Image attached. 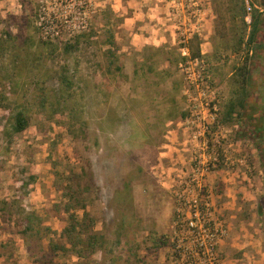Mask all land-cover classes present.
Instances as JSON below:
<instances>
[{"label": "rangeland", "instance_id": "rangeland-1", "mask_svg": "<svg viewBox=\"0 0 264 264\" xmlns=\"http://www.w3.org/2000/svg\"><path fill=\"white\" fill-rule=\"evenodd\" d=\"M251 2L262 21L248 48L252 25L240 11L243 0H0V93L7 97L0 100V200L20 201L51 230L43 239H26L17 216L5 222L0 205V264H41L45 246L60 240L68 225V215L56 212L68 201L57 186L73 175L81 176L77 197L96 231L115 249L88 264H172L169 247L150 251L156 240L172 239V180L190 173L195 157L212 153L214 144L191 139L186 129L200 93L179 65L196 39L213 83L208 101L218 109L213 131L219 126L225 137L220 153L245 160L232 182L222 166L210 174L223 187L224 263L264 264V116L258 118L264 113V6ZM41 17L50 21L45 30ZM45 31L63 38L45 40ZM183 33L191 37L187 43ZM83 34L78 49L66 54V41L75 44ZM243 66L249 72L244 120L225 126ZM63 67L74 81L64 112L58 107ZM24 107L30 126L10 140L8 120ZM81 261L61 252L54 257V264Z\"/></svg>", "mask_w": 264, "mask_h": 264}, {"label": "built area", "instance_id": "built-area-1", "mask_svg": "<svg viewBox=\"0 0 264 264\" xmlns=\"http://www.w3.org/2000/svg\"><path fill=\"white\" fill-rule=\"evenodd\" d=\"M188 1V0H187ZM246 9L245 22L251 26L255 5L251 0H243ZM40 27L46 29L50 23L45 17H41ZM53 23V22H52ZM85 28V26H83ZM40 28V29H41ZM52 28V26H50ZM190 29L185 28V32ZM201 35L199 31H193V35ZM43 39L54 41L62 39L63 33L56 31L52 34L43 32ZM182 42L187 43L191 37L183 33ZM68 41V40H67ZM66 41V42H67ZM183 52L186 61L180 63V68L185 71L188 78L194 76L193 85L199 91L200 103L193 106L186 119V129L189 130L190 138L208 143L212 140V153H204L195 157L191 172L180 180H172V190L175 201V212L172 222L171 261L172 264H225L221 247L228 239L229 229L225 220L220 215L223 205L222 185L217 187L210 181L213 170L221 169L226 175L234 180L233 176L238 173L244 158L235 159L226 153H220L224 134L221 127L213 131L218 122V109L208 101L212 91L211 76L207 71L206 61L203 56L193 59L188 49ZM196 100V99H195ZM202 101V102H201ZM186 124V123H185ZM209 146V145H208ZM208 148V147H207Z\"/></svg>", "mask_w": 264, "mask_h": 264}, {"label": "trees", "instance_id": "trees-1", "mask_svg": "<svg viewBox=\"0 0 264 264\" xmlns=\"http://www.w3.org/2000/svg\"><path fill=\"white\" fill-rule=\"evenodd\" d=\"M262 4L264 6V0H262ZM240 11L245 13V7L242 6ZM261 15L258 11L254 13L253 23L251 27V31L249 34L248 40V48H250L257 39L258 33L261 28ZM6 36L9 39H13V35L11 32H7ZM86 37V34L81 35L76 40V43L73 44L71 41L66 42L64 44L63 51L66 54H71L73 51L78 49V45L80 44V39ZM109 43L111 45H116V41H114V35L111 34ZM197 40V41H196ZM192 42L190 46L191 57L193 59L201 57V42L200 39H196ZM51 47H53L52 43H47ZM1 45V43H0ZM56 50V49H55ZM2 51H0V55ZM187 58L182 57L181 60L186 61ZM63 72L61 75V82L64 86L62 89V93L59 97V109L65 111L64 106H61L62 103L68 100V95L70 91L74 88V81L70 76V71L63 67ZM248 77L249 72L247 66H243L238 69L236 72L235 80L241 86V91L238 92L237 97L234 101H231L228 104V107L225 111L224 120L221 121L223 125L228 126L227 124H233L234 120H244V112L247 107V98H248ZM237 93V92H236ZM0 100L5 101L7 97L0 93ZM46 99L43 98L42 107H45ZM28 109L26 107L22 109L15 110L11 117L8 120V125L5 130V134L8 139L12 140L16 135H19L26 131L30 126V119L28 117ZM243 116V117H242ZM252 118V115H248ZM264 113L260 115L258 118H263ZM247 116L245 115V118ZM260 127H256L257 131H259ZM264 131V129H263ZM263 137V135L261 136ZM67 184L63 187H58L57 190L60 191L68 201L61 208V206L56 205V212L60 215L61 213H65L68 215V225L64 227L61 235L59 236L60 240L54 241L50 240L49 243L45 246L48 251L41 259H39V263L41 264H54V257L57 256L60 252L64 255L74 254L82 261L77 264H88V261L95 256L97 253H103L108 250L109 253H115L114 248L108 249V241L105 235L98 233L96 231V221L91 217V214L87 211L86 205H84L77 197V193L79 189L82 188V181L80 175H73L67 178ZM78 187V188H76ZM86 191V188H84ZM1 207V216H3L5 222H12L14 216H17L16 224L23 226V229L20 233L26 238L30 239L32 237H37V239H43V237H47L48 233L51 232L50 229L44 227V220L41 216L36 213L27 212L23 207H21L20 201H8L6 199L0 200ZM15 209L17 212H12ZM82 211L83 216L79 218L77 216V212ZM8 217V218H7ZM46 234V235H43ZM122 234L121 231L117 233V241L115 246H118L121 243ZM173 243L171 239L167 236L158 239L154 242V248L152 250H159L162 247H172ZM52 254V255H51Z\"/></svg>", "mask_w": 264, "mask_h": 264}, {"label": "crops", "instance_id": "crops-1", "mask_svg": "<svg viewBox=\"0 0 264 264\" xmlns=\"http://www.w3.org/2000/svg\"><path fill=\"white\" fill-rule=\"evenodd\" d=\"M262 12V11H261Z\"/></svg>", "mask_w": 264, "mask_h": 264}]
</instances>
